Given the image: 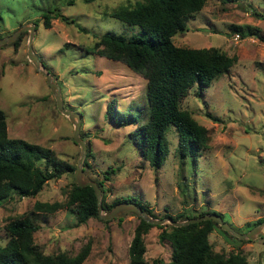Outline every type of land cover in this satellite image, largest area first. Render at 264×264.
<instances>
[{"label": "rangeland", "instance_id": "rangeland-1", "mask_svg": "<svg viewBox=\"0 0 264 264\" xmlns=\"http://www.w3.org/2000/svg\"><path fill=\"white\" fill-rule=\"evenodd\" d=\"M134 1L0 0V37L23 23L36 22L32 52L55 78L63 107L79 115L78 135L88 149V165L82 168L90 179L101 182L104 202L133 196L150 208L152 217L179 214L182 219L216 212L244 232L246 223L264 216V19L258 15L264 16V0H206L184 29L171 36L175 45L214 46L235 54L236 60L209 85H192L179 99L180 108L205 127V147L195 160L179 158L176 132L170 126L165 132L168 151L157 168L139 154L130 134L134 124L118 125L105 114L106 103L112 102L118 111L140 115L146 103L145 79L125 63L89 51L104 32L139 34L138 26L109 15L116 6ZM56 10L66 21L54 16ZM46 13L48 27L42 24ZM232 24L244 31L236 41L231 39L236 32ZM248 28L255 34L248 35ZM27 35L22 30L13 40L15 45L13 41L0 44V109L7 135L47 146L74 167L79 146L71 139L72 123L56 109L43 75L27 58ZM73 182L72 170H65L33 196L12 193L1 201L0 244L6 240L2 225L8 216L30 210L34 200L64 201ZM35 220L38 227L32 238L43 253H74L87 243L80 264H127V245L138 219L126 212L76 223L71 211L62 206L38 213ZM169 224L153 223L143 233L144 264L169 260L170 243L158 238ZM207 238L214 251H240L248 264H264V226L252 239H239L214 226Z\"/></svg>", "mask_w": 264, "mask_h": 264}, {"label": "trees", "instance_id": "trees-1", "mask_svg": "<svg viewBox=\"0 0 264 264\" xmlns=\"http://www.w3.org/2000/svg\"><path fill=\"white\" fill-rule=\"evenodd\" d=\"M205 1L136 0L133 4L116 6L109 15L128 25L138 26L139 34L123 36L107 31L89 46L91 53L121 61L145 79L146 106L140 109V115H134L128 110L118 111L112 102L106 103L105 114L118 125L134 124L130 134L138 145V152L154 168L161 165L167 154L165 132L170 126L176 132L175 152L179 158L195 160L199 150L205 147V127L187 109L180 108L179 99L192 85H209L217 74L227 71L236 60L235 54L229 55L218 47H184L173 44L171 36L184 29L185 22ZM258 15L264 19L263 15ZM54 16L66 21L57 10ZM49 18L47 13L43 15L44 27L49 26ZM32 23L35 28L36 22ZM75 25L80 31H86L84 27ZM230 27L243 37L242 28L235 24ZM245 30L248 35L255 34L251 28ZM257 37L263 38L259 34ZM15 44L16 40L12 42V45ZM114 113L118 119L114 118ZM205 115L218 120L209 113ZM85 150L82 164L87 166L88 149ZM65 170H73L72 165L56 157L51 148L20 137L8 136L5 115L0 109V202L12 193L33 196L48 179ZM93 181L103 193L100 200L102 209L107 210L118 201H133L151 215L150 208L133 196L104 202L101 182L96 179ZM62 206L71 211L76 223L96 216V199L88 185L78 186L73 182L66 192L65 200L61 202L34 200L30 210L5 219L2 228L6 240L0 244V264H80L87 254V243L74 253L63 250L43 253L32 238V232L38 227L35 220L38 213H51ZM170 217L181 219L179 214ZM137 219L127 245V264H144L143 233L152 224L138 216ZM262 219L264 216L246 223L245 229ZM214 226L219 227L211 219H202L179 226L169 224L167 229H161L158 238L169 241L170 257L163 263L155 260L154 264H248L240 251L224 253L212 249L207 235ZM220 231L226 233L222 229Z\"/></svg>", "mask_w": 264, "mask_h": 264}, {"label": "water", "instance_id": "water-1", "mask_svg": "<svg viewBox=\"0 0 264 264\" xmlns=\"http://www.w3.org/2000/svg\"><path fill=\"white\" fill-rule=\"evenodd\" d=\"M22 30H27V46H26V56L31 61L33 66L36 70H38L44 77L45 82L48 85L49 91L52 94V97L54 99L55 107L56 109L62 113L64 116L67 117V119L72 123V131H71V139L79 146V152L78 157L76 159L75 165L72 170L73 180L74 183L78 186H84L88 185L92 188L95 199H96V216L100 219H110L114 217H119L123 213L126 212H132L136 216L143 219L145 222L148 223H163L165 221L169 222L173 226H179L184 225L190 222H197L202 219H211L213 220L220 229L225 231L226 233L233 235L239 239H252L264 226V219L256 222L251 227H249L246 231L240 232L234 229L229 223L226 221H223L220 214L216 212H207L204 214H201L196 217H187L185 219L181 220H175L171 219L170 216H162V217H152L150 216L144 209H142L139 205H137L133 201H118L114 203L112 206H110L107 210H103L100 202V196H101V190L96 185L95 181L90 179L83 171L82 168V160L83 156L85 154V142L82 138L78 135V128H79V115L72 111L69 108H64L62 105L60 92H59V86L56 83V80L54 77L50 75V73L44 69V66L38 59L37 55L32 52L31 49V39L33 36L34 31V25L33 24H26L23 23L22 25L18 26L15 30H13L11 33L0 37V44L3 43H9L13 41L18 34Z\"/></svg>", "mask_w": 264, "mask_h": 264}, {"label": "built area", "instance_id": "built-area-1", "mask_svg": "<svg viewBox=\"0 0 264 264\" xmlns=\"http://www.w3.org/2000/svg\"><path fill=\"white\" fill-rule=\"evenodd\" d=\"M238 38H239V34H238V32H233V34L231 35V39H232L233 41H236Z\"/></svg>", "mask_w": 264, "mask_h": 264}]
</instances>
